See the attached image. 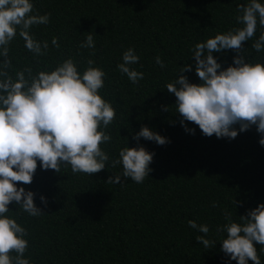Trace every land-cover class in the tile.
<instances>
[{"label": "trees", "instance_id": "1", "mask_svg": "<svg viewBox=\"0 0 264 264\" xmlns=\"http://www.w3.org/2000/svg\"><path fill=\"white\" fill-rule=\"evenodd\" d=\"M33 14L50 13L47 25L30 29L35 39L47 41V54L35 57L19 36L9 44V57L16 70L31 66L33 73L51 71L72 58L78 71L89 67L104 70V87L99 94L115 109L114 121L103 130L111 140L101 144L109 155L106 168L92 176L73 173L61 166V173L44 170L37 161L31 184L22 185L35 193L34 202L43 214L37 217L9 205L6 214L25 227L29 247L25 257L31 264H237L221 250L226 233L218 226L226 223L224 213L240 222L241 215L264 203V146L256 127L238 132L229 139L207 137L199 127L185 122L176 113V97L166 85L175 81L184 64L190 82L200 83L195 73L192 49L216 34L240 27L237 8L249 0H30ZM264 3V0H260ZM91 33L95 55L79 45ZM264 33L258 24L255 35L244 42L246 62L264 63V51L252 44ZM58 38L59 48L52 45ZM129 47L139 56L130 65L144 73L133 84L117 65ZM222 68L233 63V50L213 53ZM160 56L165 67L156 64ZM3 57H0V61ZM169 106V111L164 106ZM147 126L169 139H134ZM238 129L239 125H235ZM143 146L154 153L152 171L142 183L121 177L123 167H111L124 147ZM43 195L47 204L42 203ZM213 204L216 206L214 207ZM189 220L207 224L205 238L216 244L205 249L196 240L205 235L188 225ZM261 264L264 246L256 244ZM15 255V254H13ZM248 264H253L251 260Z\"/></svg>", "mask_w": 264, "mask_h": 264}, {"label": "clouds", "instance_id": "2", "mask_svg": "<svg viewBox=\"0 0 264 264\" xmlns=\"http://www.w3.org/2000/svg\"><path fill=\"white\" fill-rule=\"evenodd\" d=\"M237 12L240 27L198 42L192 49L200 83L189 81L184 73L192 71V65L184 64L178 78L167 83L166 89L176 97V113L186 131L194 134L195 129H189L185 123L191 122L207 137L233 139L238 132L255 126L261 134L259 143L264 146V63L246 62L243 54L244 42L255 35L258 24L264 27V3L249 0L239 5ZM50 15L33 14L30 0H0V57H3L0 61V264H31L24 255L29 247L25 239L28 231L16 218L6 214L12 203L30 216L43 214L34 202L35 193L18 187L32 183L37 161L44 170L61 173L62 165H70L73 173L92 176L105 169L109 160L101 144L110 141L111 136L103 129L114 121L116 112L99 94L106 73L93 66V59L87 60L89 67L83 73L72 58L51 71L34 74L28 66L16 70L15 77L9 73L13 65L8 46L17 33L34 58L47 54L48 42L35 39L30 29L34 25H47ZM51 43L60 47L56 37ZM79 47L92 49L90 55H95L93 35L89 33ZM252 48L264 51V33ZM227 50L237 55L231 65L222 68L213 53ZM122 61L117 68L133 84L144 78L143 72L130 67L139 61L133 48L123 52ZM155 62L162 68L166 66L160 56L155 57ZM164 110L169 111V106H164ZM141 137L158 145L170 142L147 126L134 135L137 141ZM153 156L143 146L124 147L119 151V159L111 162L113 168L122 164V174L109 177L107 182L120 183L121 177H125L142 183L152 171ZM40 199L47 204L43 195ZM224 219L226 223L216 229L218 233H226L221 250L237 264H248L249 260L261 264L255 245L264 246V203L241 215L240 222L233 221L227 211ZM188 225L205 234L196 237L205 249L216 244L205 238L210 231L207 224L189 220Z\"/></svg>", "mask_w": 264, "mask_h": 264}]
</instances>
